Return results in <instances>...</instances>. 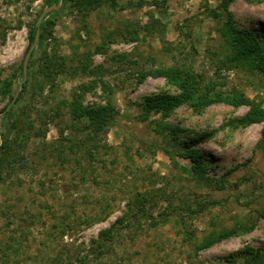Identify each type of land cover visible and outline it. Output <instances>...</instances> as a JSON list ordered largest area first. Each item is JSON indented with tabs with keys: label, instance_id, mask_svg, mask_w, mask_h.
<instances>
[{
	"label": "rangeland",
	"instance_id": "rangeland-1",
	"mask_svg": "<svg viewBox=\"0 0 264 264\" xmlns=\"http://www.w3.org/2000/svg\"><path fill=\"white\" fill-rule=\"evenodd\" d=\"M93 1L0 0V89L11 86L0 90V146L17 138L19 114L33 124L0 176V264H230L228 256L248 264V248L264 259V76L234 58L225 33L232 15L237 27L260 32L264 50V0ZM170 70L223 99L201 112L186 102L163 118L156 103L183 89L164 75L140 77ZM92 81L84 105L113 110L97 140L71 129L89 122L74 118L70 103ZM236 94L249 102L226 99ZM253 103L260 121L230 123ZM156 120L178 127L177 137L158 132ZM99 140L105 147L93 148ZM191 147L223 189L193 176L182 154ZM110 227L114 238L101 241ZM231 229L238 233L199 248Z\"/></svg>",
	"mask_w": 264,
	"mask_h": 264
},
{
	"label": "trees",
	"instance_id": "trees-1",
	"mask_svg": "<svg viewBox=\"0 0 264 264\" xmlns=\"http://www.w3.org/2000/svg\"><path fill=\"white\" fill-rule=\"evenodd\" d=\"M90 3H93V0H88ZM113 3H117V0H112ZM225 33L228 36V41L233 47V51L235 53L234 58L239 62H247L249 63L253 68H255L258 72H260L264 76V50L260 43L257 41V36L260 34V32L247 30V29H241L235 25V22L233 20V16L230 15V19L228 21L227 27L225 28ZM37 35V28H34L30 31L29 34V44L28 48L30 49L33 43L36 40ZM45 32L41 33V38H44ZM4 39L3 34L1 35ZM87 69V67H85ZM23 67H21V71L23 72ZM147 75L152 76H160L164 75L174 83L178 84L182 89L183 92L179 95H172V96H165L161 98L156 103V111L162 112L163 118H166L170 116L176 108L181 106L184 103H191L192 106H194V110L201 112L205 109L206 106L214 103L215 101H218L219 99H223L221 96H218L217 98H208L207 94L199 92V87L194 83L190 78L185 77H179L176 74L175 70H170L166 72H160V71H148L141 75L140 81H142ZM28 86V82H25L23 84L24 89L26 90ZM97 86V82H91L89 85H82L81 91L79 93H76L74 95L73 100L71 101L70 105L72 108V114L74 118L82 119V118H88L89 122L87 124H84L83 127L75 125L72 127V131H75L77 133H84L87 132V135H91V139H99L101 136L107 131V126L109 125V112L113 111L110 106H97V107H89L84 105L83 99L88 91V88H95ZM1 94H10L11 92V86L10 84L5 85L3 88L0 89ZM198 93V94H197ZM234 99H229L228 97L226 99L230 100L233 104L240 105L243 103L249 102L248 99H246L242 95H235ZM13 100V97H11V101ZM195 101V102H193ZM252 107L249 110V112L244 115L243 117L237 118L235 120L230 121V123L234 125H248L252 122L260 121L262 119L261 109L260 107L253 103L251 104ZM151 109L145 108V118L146 119L149 115V111ZM156 130L160 133H167L170 132L172 134L173 138L177 137V131L178 127L174 126L173 124L169 123L168 121L164 120H156ZM25 120L22 115H18L16 117V122L14 124V129L17 134V138L14 139L11 144H4L0 146V176L2 174V170L4 169V165H12L15 164L17 161V155L19 154V149L22 147L23 140L26 137L27 130L33 128V124L29 123V125L24 124ZM62 129V128H61ZM64 129L61 130V133L63 134ZM203 137L200 138V140ZM100 141L98 144H95L93 148L99 149V147H105V145L100 146ZM76 145L77 147L81 146ZM69 148V145L66 147ZM74 148L73 146H70V151L73 152ZM58 154V156H62V152H64V148H61L60 146L56 148L54 151ZM90 160L95 161L96 155L93 151V149H88L86 153ZM185 157L190 158L192 162L191 172L193 173V176L198 179L205 181L207 180L208 183H210L213 180H216V187L218 189H223L225 187V181L224 179H214L211 177H208L206 175L207 168L203 161V157L201 155V152H199L197 149H194L193 147L189 148L185 153H182ZM62 158V157H61ZM219 201L213 200L209 204L215 205ZM205 209V206H202L198 210H195L193 212H201ZM192 209H188V211H191ZM142 214H144V211H140ZM161 218H166L169 214L167 213H159ZM166 214V215H165ZM180 215H178L179 217ZM148 217H152L154 222H158V218L156 216L150 214ZM182 225L186 234V239L189 242H193L194 235L189 230V228L186 225V222L182 220ZM246 226V225H244ZM248 228V227H244ZM114 227H110L108 229H104L100 233V240L101 241H109L114 238ZM238 233L237 229H231V230H224L219 232L218 234H213L211 236H208L206 241L204 243L199 245V248H206L211 246L213 243L223 239L230 237L232 235H235ZM100 245H103L101 242H98L97 247ZM95 250V249H94ZM99 250V249H98ZM98 250H95L93 252L94 256H98L103 254L102 251L98 252ZM243 254L247 257L248 264H259L263 262V252L261 250L255 251L252 248H248L246 250H243ZM226 261L230 264H236L237 257L234 258L233 256L226 257Z\"/></svg>",
	"mask_w": 264,
	"mask_h": 264
},
{
	"label": "water",
	"instance_id": "water-1",
	"mask_svg": "<svg viewBox=\"0 0 264 264\" xmlns=\"http://www.w3.org/2000/svg\"><path fill=\"white\" fill-rule=\"evenodd\" d=\"M57 7H58V5H53V6L49 7L48 9H46L45 13H47V12L51 11L52 9L57 8ZM38 38H39V29L37 31V35H36L35 42L38 40ZM30 50H32V49H30ZM24 74H25V78H24V80H25L26 79V76H27V66L26 65L24 66Z\"/></svg>",
	"mask_w": 264,
	"mask_h": 264
}]
</instances>
